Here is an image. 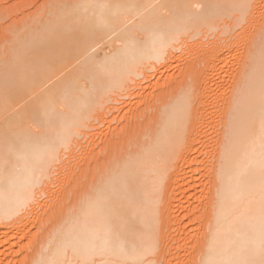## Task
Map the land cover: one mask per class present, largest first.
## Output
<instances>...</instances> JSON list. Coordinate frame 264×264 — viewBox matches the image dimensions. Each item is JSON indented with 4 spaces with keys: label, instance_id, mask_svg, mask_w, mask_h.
<instances>
[{
    "label": "bare ground",
    "instance_id": "1",
    "mask_svg": "<svg viewBox=\"0 0 264 264\" xmlns=\"http://www.w3.org/2000/svg\"><path fill=\"white\" fill-rule=\"evenodd\" d=\"M253 3L254 0H74L68 10L59 7L54 17L43 20L38 34L24 32L22 38L27 45L0 64V247L15 246L16 225L32 214L28 211L39 202L42 192L47 193L46 188L40 189L56 181V173L69 168L70 163L64 162L68 152L93 145L97 135L105 137L93 131L104 126L101 122L109 113L117 119L116 112L131 106L132 97L139 95L143 82L150 81L151 73L159 69L158 64L164 68L179 54L175 52L189 48L190 41L202 32L218 29L227 17L236 15V25L244 24ZM261 43L250 63L237 74L239 93L228 105L224 128L213 133L216 147L209 153L213 151L217 165L204 170L211 183L207 210L201 220L206 226L200 227L204 230L201 237L197 234L198 260L193 263L196 257L192 255L190 259L194 260L186 261L188 264H264V40ZM207 72L211 77L213 71ZM192 92L181 85L158 96L159 121L149 139L120 158L122 161L106 174L102 172L100 184L72 205L75 209L67 220L50 227L30 264H159L167 248L176 251L178 240L168 239L175 233H170V221L164 213L169 193L174 192L170 191L172 177L178 180L186 165L192 170L189 174H197V161L189 154L201 140ZM163 96L166 97L162 99ZM87 137L90 143L85 147L82 139ZM94 156L98 154L93 152L89 160ZM5 255L0 250V264Z\"/></svg>",
    "mask_w": 264,
    "mask_h": 264
},
{
    "label": "rangeland",
    "instance_id": "2",
    "mask_svg": "<svg viewBox=\"0 0 264 264\" xmlns=\"http://www.w3.org/2000/svg\"><path fill=\"white\" fill-rule=\"evenodd\" d=\"M69 1L70 0H68V1L67 0H0V64H2L4 62H8L12 57H14V55H16V53H20L22 45H27V41H25V39L22 38L26 35L27 32H30V30H31L32 31V32H30L31 34H34V33L38 34L40 32L39 27H40V25L42 26V21L43 20L44 21L49 20V17H51V16L54 17L55 13L59 10L58 9L59 7H62L64 10H68L71 7L70 4L74 0H71L72 2L70 1V4H69ZM66 4H68V6ZM256 4H257V7H256ZM65 5H66V7H65ZM53 7H54V10H53ZM49 9H52V10H49ZM46 12H48V13H46ZM249 14L250 15H247L244 18L245 21L243 20V22H242L244 24H241L239 26L236 25V18L238 16L236 17V15H235L233 17L225 18L226 20H222V22L219 23L220 27L218 29L213 30L211 32H206V33L202 32L197 38L190 41L191 45L189 48L186 47L184 50H180V51L175 52L177 54L179 53L180 55L178 54L177 55L178 57L176 56L177 58L176 57L172 58V61L170 59L168 61V63H166L167 65L164 64V66L166 65L165 67H167L166 69H165V67L162 68L163 66L162 65L160 66V64H158L159 66L157 65L158 66L157 69L158 68L159 69L158 70L155 69V71H153L151 73V74L154 73L155 75L154 74H153L154 76L151 75L152 78L150 79V81H148L150 85L147 84L148 83L147 81H144V78H142L141 81H144L142 84L143 88L138 91V94L140 96L138 95L136 97H132V100H133L132 104H131V106H128L126 108L127 111H126V109H124L125 111L121 110V111L116 112V116L118 115L117 119L120 117L119 120H117L116 118L113 117L114 113H109L108 116L105 118L106 124L104 121L101 122L102 124H104V126L102 125L100 128L102 130V132L100 129H98V131L97 130L93 131V133H95V134L96 133H98V134L103 133L105 135V137L101 136V135L95 136L94 139H96V138L97 139L95 140L93 145L90 144L89 146H87V144L90 143V138L87 137V139H85V140L82 139V141L85 142L84 146L85 147L87 146L86 148L88 150H86V148H83L82 149L83 151H82L81 148H79L82 151L81 152L77 147V148H75V149H77V150H75V152H68V156L66 157L67 161H64V162L70 163L69 168L64 169L65 171L62 174L56 173L55 177L53 178L56 181H54V182L49 181L50 186L47 187V185H44L40 189L42 191L43 189L46 188L47 193L42 192L43 194L41 196H39V198H38L39 202H36L33 205H31L32 209H29L28 213L32 212V214H29L28 217L26 216L24 221H22V223L20 222L18 225H16L15 228L17 229L18 226H19V228L17 230L14 227H13V229H11V228L8 229L9 231L15 229L14 230L15 233L18 235L15 238H17L18 240L17 239L11 240L12 243H14L13 240H15V243L12 244V245H15V246H13L14 248L12 246H10L9 244H6L7 245V246L5 245L6 247L5 246L0 247L1 252L4 255L7 252L6 255L4 256L3 264L4 263L6 264L7 261L10 262V263L7 262L8 264H22V263L30 264V260L32 259V256L36 252L41 250L40 247H42V245H43L42 242L44 241L45 234L49 233L50 227L62 225V223H64L67 220V217L69 216L72 209H75L74 208L75 206H72V205L73 204L76 205L80 201L81 198L86 197V195L89 194L90 189L93 188L94 185L100 184V181H98L99 177H102L110 169H112L116 164H119L122 161V159H120V158H124L127 153H129L130 151H131V153H132V151L134 152L140 146V144L143 141H145L144 139H146V140L149 139V136L152 133L154 125L156 123H158V121H159V112H158L159 108L158 107L160 106L161 102L159 101L158 96L161 97L162 94L168 93L172 89H176L181 85H184V89H190V90L194 91V92H192V96L194 95L195 98L192 97V101L194 100L193 101L194 102L193 107H195V109H196V111H194V113L197 112L195 114L197 117L196 123L198 122L196 124V127L198 126V128L200 129L199 130L198 128H196V130L197 131L199 130V133H200V135H199L200 138L197 137V139L198 138L201 139L200 140L201 143H200V141H198L197 142L198 145H196V147H195L196 151H195V149H193L190 151L189 154H191L193 156V157L192 156H190V157H192L194 160L197 161V163L194 164V167L197 168L195 171V172H197V174L196 173L189 174L190 172H192V170L189 168L190 167L189 165H186L185 166L186 169L185 168L183 169V171L185 170L184 174H183V172L181 173L184 177L180 174V176L178 177V180L176 179L177 177H175V178L172 177V179H171V188L172 189L170 188L171 189L170 191H174V192H171L174 196L171 193H169L171 196L169 195L168 202L165 199L166 204L163 203V204L167 205L168 209L166 211V214L163 211L161 213H164L165 218H167L168 221H170L167 223V227L170 225L169 226L170 233H171V231H174V233H175L174 235H176V236H174V235L172 236V234H173V232H172L171 235H168V239H170L171 237L175 238L176 241L178 240L177 242L179 244L177 243L178 247L176 246L177 249L175 252L171 251L170 248H167L169 246H166V248H167L166 249L167 251L165 252L166 254L163 253L162 254L163 256L160 255L162 257V258L160 257L162 262H161V260H158V261L161 262L159 264H170L171 262H172L171 264H184V263L188 264L187 263L188 260L192 262L196 257V259H195L196 261L194 260L193 263L197 262L198 255H197V252H195V250H198L197 249V247L199 245L198 241H200L199 237L202 236L200 234H203L202 232L204 231L203 228H200V227H203V225H204V227L206 226V224H205L206 222L204 223L201 220L203 219V217H205V215H203V214H205V211L207 210V203L209 200V199H207V198H209V196H208L209 193H207V191L209 192L210 187H211V183L209 182V180H207V178H208V176H206L207 173H205L204 170L206 171L207 169H209V168L211 169L212 167H215L217 165L216 164L217 159L215 158L213 151H212V154H210L211 149L215 150V147H216L215 141H214L215 137H214L213 133H215V131L218 132L224 128L223 124H224L226 116H227V114H225V113H227L226 110H228V107H229L228 105H232L234 103V101H235L234 99H236V97H237L236 93H239V91H238L239 75L237 76V74H240L241 72H239V71H243L245 69L244 65H246V64L248 65L250 63L249 61L251 60L252 54L256 53L258 46L263 44L261 42H263V40H264L263 39L264 38V0L262 2H259V1L257 2V0H254L253 8L251 9ZM251 14H253V15H251ZM26 26H29V27L26 28ZM36 26H38V27H36ZM24 29H27V30L24 31ZM24 32H26V33H24ZM223 33H225V34L222 35ZM216 46H217V48H216ZM212 47L214 48V50ZM196 48H197V50H196ZM217 49H219L218 52H216ZM187 52H189V53H187ZM9 53H10V55L8 56ZM181 58H182V60H181ZM169 62H170V64H169ZM190 65H191V67H190ZM201 68H202V70H200ZM162 69L165 72H163ZM196 70H199V71H196ZM200 71H201V73H202V71L204 72V73H202V74H204L203 76H201L202 75L201 73L199 74ZM207 71H213L212 73H213L214 78L212 77V73L210 75L212 78L209 77L208 75L210 74V72H207ZM205 72H206V74H205ZM158 73H159V75H158ZM216 73H217V75H216ZM225 73H226V75H225ZM223 74L225 76H223ZM182 75H184V76H182ZM197 75H198V77H197ZM0 76H1V74H0ZM175 77H176V79H175ZM181 77H182V79H181ZM233 78H234V81H233ZM208 81L209 82L211 81V82L209 83ZM144 85H146V86H144ZM158 94H160V95H158ZM165 97L163 96L162 99H164ZM196 98H199V99L197 100ZM127 99H125L124 101L127 100L126 102H129L130 98H127ZM156 99H157V102H156ZM134 100H135V102H134ZM158 104H159V106H158ZM144 110H147V112ZM200 110H202V111H200ZM141 112H142V114H141ZM140 117H142V118H140ZM111 120H112V122H111ZM111 124L113 127L110 126ZM97 125H99V123ZM121 125H123L122 129H120ZM117 128L120 130L119 132L121 134L123 133L122 136L120 134L117 137V135L119 134ZM217 129H218V131H217ZM108 130H109V132H108ZM114 130H117V131H114ZM121 130H123V131L121 132ZM150 130H151V132H150ZM110 132H111V135H110ZM149 132H150V134H148ZM115 133H117L116 136H115ZM112 135H114V136H112ZM147 135H148V137H147ZM203 135H204V138L206 140L203 138ZM143 136H146V137L143 138ZM114 137H115L116 141L114 140ZM211 137H213V138H211ZM111 138H113V139H111ZM142 138H143V140H142ZM99 140H101V141H99ZM112 140L115 142V144L113 143ZM119 140H121V143ZM203 140H204V143L202 142ZM97 141H99V143ZM104 141H105V144L103 143ZM135 141H137V142H135ZM212 141H214V142H212ZM106 143H108V144H106ZM109 143H111V144L109 145ZM202 143H203V146H202ZM117 144H118V146H117ZM199 144H201L200 145L201 147L199 146ZM207 144H209V145H207ZM95 145H96V148L94 147ZM101 145H103V146H101ZM205 145H207L206 146L207 148L205 147ZM92 146L94 148L93 150H92ZM99 147L101 148V152H100ZM110 147H111V149H110ZM116 147H117V149H116ZM202 148H203V150H202ZM102 150L104 151V153H102ZM205 150H206V155H205ZM122 151H123V153H122ZM89 152H91V154ZM93 152H96L98 154L97 158H96V156H94L95 162H94V160H92L93 157H91V161L89 160V158ZM198 152H199V154H198ZM86 153H87V155H86ZM106 153H108V154H106ZM69 154H71V156ZM105 154H106V156H105ZM202 154L204 156H202ZM81 155L84 156V158L83 157L81 158ZM76 156H77V158H76ZM195 156H197V157H195ZM85 157L86 158L88 157V160ZM203 157H205V158H203ZM208 157L210 160L208 159ZM79 161H81V163ZM198 162H200V163H198ZM208 162H210V163H208ZM89 164H90V166H89ZM197 164H199V165H197ZM211 164H212V166H211ZM213 164H214V166H213ZM195 165L199 166L200 168L196 167ZM79 169H82V171ZM90 169H92L93 171ZM94 169H95V171H94ZM192 169H194V168H192ZM200 169H202L203 171L202 170L200 171ZM78 170H79V173H78ZM80 171H81V173L82 172L83 173L86 172V173H84V174L82 173L83 174L82 175L80 173ZM102 172H103V175L101 176ZM186 172L187 173L189 172L188 174L190 176ZM195 174H196V176H195ZM79 175H80V177H79ZM197 177H199V179H197ZM189 178H190V180L192 179V181L188 180ZM172 180H175V181L172 182ZM207 181H208V183H207ZM198 182H199V184H198ZM179 183L182 185L180 186ZM73 187H75V189ZM173 189H175V190H173ZM191 190L193 193H191ZM179 192H180V194H179ZM194 192H196V193H194ZM176 193H177V195H176ZM188 193H189V196H188ZM177 197L181 198L182 200L178 199ZM176 198H177V200H176ZM183 201H186V202H183ZM188 201H190L191 203L188 204L189 203ZM163 204L161 205V207H163ZM171 206L173 207V209ZM192 206H194L195 209L196 208L197 209L195 210ZM199 207H200V209H199ZM33 209H35V210H33ZM161 210L165 211V209H163V208ZM173 212H175V213H173ZM65 214H67V215H65ZM177 214H179V215H177ZM199 214H200V216H199ZM166 215L169 217H166ZM160 216H162V214ZM167 219H166V221H167ZM195 219H197V222ZM190 220H191V222H190ZM45 221H47V222H45ZM188 221H189V223H188ZM196 224H197V226H196ZM198 224H199V226H198ZM176 226H177V228H176ZM10 227H12V226H10ZM169 228L166 229L167 230L166 233L169 232V230H168ZM172 228H173V230H171ZM174 228L175 229L179 228V229L175 230ZM187 230L189 231V233H187L188 232ZM19 233H20V235H19ZM197 234L200 236L198 237ZM196 237H198V238H196ZM195 239H197V242ZM193 240H195V242ZM189 242H191V243H189ZM32 243H33V245H32ZM184 244H185V246H184ZM193 244L196 245L195 248H194L195 245H193ZM167 245H168V243H167ZM191 246H193L194 250H192L193 248ZM2 248H3L4 252L2 251ZM187 248L189 249L190 253H192V254H190L191 256L189 255V251ZM185 250L187 251L186 253H185ZM182 254L184 255V257ZM169 255H171V256H169ZM192 255L194 256L193 260L190 259V257H192ZM174 256L177 258L175 259ZM187 256H189V257H187ZM163 257H164V259H163ZM24 258L26 261L24 260ZM170 258H171V262H170ZM12 260H13V263H12ZM23 260H24V262H23Z\"/></svg>",
    "mask_w": 264,
    "mask_h": 264
}]
</instances>
